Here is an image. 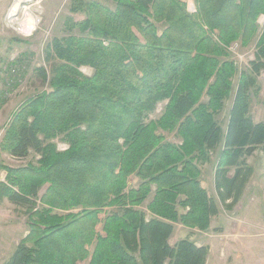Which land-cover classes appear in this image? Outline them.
<instances>
[{
	"label": "trees",
	"instance_id": "1",
	"mask_svg": "<svg viewBox=\"0 0 264 264\" xmlns=\"http://www.w3.org/2000/svg\"><path fill=\"white\" fill-rule=\"evenodd\" d=\"M111 1H71L85 18L69 17L47 47L52 71H37L50 90L6 126L0 149L35 161L0 166V202L24 207L29 227L4 264H206L208 245L170 242L176 223L208 230L220 213L201 166L218 152L217 194L232 208L253 174L247 158L264 151V120L251 110L264 0H195V12L186 0ZM235 42L256 44L244 70ZM233 93L225 130L217 116Z\"/></svg>",
	"mask_w": 264,
	"mask_h": 264
},
{
	"label": "rangeland",
	"instance_id": "2",
	"mask_svg": "<svg viewBox=\"0 0 264 264\" xmlns=\"http://www.w3.org/2000/svg\"><path fill=\"white\" fill-rule=\"evenodd\" d=\"M1 1L0 9L3 5ZM21 1L14 10H11L12 3H10L8 9L0 11V142L13 112L21 103L35 94L50 90L49 84L39 77L37 71L41 67L46 68L49 74L52 71V64L46 62L48 45L54 37L65 34L66 21L69 17H73L77 21L85 18L82 13L70 11L72 0ZM97 1L111 7L115 6L111 0ZM186 1L188 9L195 11V0ZM259 22L262 29L264 14L260 16ZM255 42L249 46H242L241 43L235 42L230 46L231 56L240 70H244L249 66V61L255 58ZM82 69L87 75L93 73V69L89 66ZM263 74L258 79L261 91L259 95H254L252 100L251 110L255 117L261 116L264 108L262 104L264 100ZM238 77L235 78V85L238 83ZM234 94L227 100L224 110L217 116L223 126L228 119ZM164 104L158 105L152 117L156 118L161 114ZM168 139L174 142L180 141L175 135H169ZM56 142L61 149L64 142L61 139H57ZM213 155L216 156L215 153ZM32 161H35V154H31L27 158H17L0 149V166L1 164L18 166ZM6 175V171L0 167V181L5 180ZM132 183V185L137 184ZM28 229V218L24 207L17 206L8 199L0 202V264H3L14 253L19 242L27 235ZM99 230L101 231V226ZM256 250L258 253L257 264H264V247L256 248ZM88 263L89 259L78 262V264Z\"/></svg>",
	"mask_w": 264,
	"mask_h": 264
},
{
	"label": "crops",
	"instance_id": "3",
	"mask_svg": "<svg viewBox=\"0 0 264 264\" xmlns=\"http://www.w3.org/2000/svg\"><path fill=\"white\" fill-rule=\"evenodd\" d=\"M1 2L3 5L0 11L6 9L10 3H12L11 10H14L22 1L2 0ZM233 100L234 97L230 104L229 113ZM260 115L256 117L253 115L256 121L264 120V108ZM228 119L224 126L225 130ZM215 154L216 156L213 155L211 161L201 166L203 171L202 185L216 198L220 213L212 218L208 230L190 228L181 223H176L170 242L176 244L180 239L189 237L200 246L208 245L209 253L206 264H257L258 253L256 248L264 247V151L262 148H258L247 158L248 163L253 168V174L240 200L232 208L227 206L230 201L223 203L217 194L215 171L218 164V152ZM132 182L138 183L139 178L131 176L130 184H133Z\"/></svg>",
	"mask_w": 264,
	"mask_h": 264
},
{
	"label": "built area",
	"instance_id": "4",
	"mask_svg": "<svg viewBox=\"0 0 264 264\" xmlns=\"http://www.w3.org/2000/svg\"><path fill=\"white\" fill-rule=\"evenodd\" d=\"M67 148H68V145L65 144V143H64L63 146L61 147L62 150H65V149H67Z\"/></svg>",
	"mask_w": 264,
	"mask_h": 264
}]
</instances>
